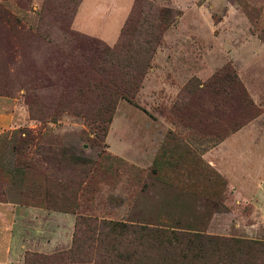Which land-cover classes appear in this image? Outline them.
I'll use <instances>...</instances> for the list:
<instances>
[{"label": "rangeland", "instance_id": "rangeland-1", "mask_svg": "<svg viewBox=\"0 0 264 264\" xmlns=\"http://www.w3.org/2000/svg\"><path fill=\"white\" fill-rule=\"evenodd\" d=\"M96 2L74 27L112 35L123 4ZM76 3L0 0V264H96L89 220L264 243V0H132L112 45Z\"/></svg>", "mask_w": 264, "mask_h": 264}, {"label": "trees", "instance_id": "trees-1", "mask_svg": "<svg viewBox=\"0 0 264 264\" xmlns=\"http://www.w3.org/2000/svg\"><path fill=\"white\" fill-rule=\"evenodd\" d=\"M80 1L77 0L73 15ZM1 13L0 19L2 18L5 24L18 23L5 10L2 9ZM110 50L108 49L111 54L113 48ZM229 79L235 93L242 96L243 90L234 80L235 76H230ZM135 88L126 87L121 91L120 96L126 102L131 103L136 92ZM241 100L242 98L239 101ZM242 124L231 123L227 128L229 130L223 131V137L219 138L220 141L229 133L235 132ZM22 133L25 134L26 131ZM69 155V158L74 161H82ZM88 163L82 161L80 166ZM88 223L93 230L97 231L93 237L97 245L95 244L90 251L94 255L96 264H256L255 255L264 256V243L144 225L96 220H89ZM82 250L81 245L74 242L73 247L65 252L49 256L26 255L24 264H44L45 262L61 264L64 260L80 255ZM261 258L264 263V257Z\"/></svg>", "mask_w": 264, "mask_h": 264}, {"label": "crops", "instance_id": "crops-1", "mask_svg": "<svg viewBox=\"0 0 264 264\" xmlns=\"http://www.w3.org/2000/svg\"><path fill=\"white\" fill-rule=\"evenodd\" d=\"M83 1L84 0H81L80 2H79V4H78V6H77V8H76V11H75V13H74V15H73V18H72V20H71V26H72V28L75 30V31H77V32H80V33H82V34H85V35H88V36H91V37H94V38H97V39H99L101 42H103V43H105V44H107V45H112L114 42H115V40H116V38H117V35H118V32H119V30H120V28H121V26H122V24H123V21L125 20V18H126V16H127V12L129 11V8H130V6H131V2H132V0H115V3L114 4H111L110 6L114 9L115 7L117 8L118 6H120V3H122L123 4V7H122V9H121V11H122V14L120 15V17L118 18V20H117V24L114 26V31L112 32V35H109L108 33H100V34H98V33H96V32H94V31H92L93 30V27H92V29H87V30H85V31H83V30H81L80 28L79 29H76L75 27H74V23H75V20H76V18L78 17V15H79V13H80V10H81V7H82V4H83ZM99 1L100 0H97V2H96V5H95V8L93 9V11H95V13H96V16L98 15V13H101V12H103L104 13V11L106 10V7H103V6H101L100 4H98L99 3ZM103 3V2H102ZM102 9V11H100ZM100 16V15H99ZM112 19V17H110V18H108L107 20L109 21V20H111ZM107 21V23L108 24H110L109 22ZM264 114V113H263ZM262 114V115H263ZM238 132H235V133H233L231 136H229V137H227V138H225V139H223L222 141H220V142H218L216 145H214L212 148H211V150H209V152H208V154H210V153H212V151L213 150H215L216 148H218V147H220V146H222V144H224V142H226L228 139H230V138H232V136H234L235 134H237ZM247 169H248V171L250 170V168L251 167H246ZM247 169H245V172H244V177L246 178L247 177V175H248V173L246 172L247 171ZM247 174V175H246ZM221 175V174H220ZM222 176H224V175H222ZM243 175H241V177H242ZM225 177V176H224ZM226 178V177H225ZM226 180H227V178H226ZM227 182H228V180H227ZM257 187H260V188H262L261 186H262V183H261V181H260V177L256 180V184H255ZM228 186H229V188H230V190H231V196H232V199H235L236 201H238V202H240V201H242L243 202V200H248V199H250V198H252V197H259V196H257V194H244V193H242V192H240V189H239V187L236 185V184H230L229 182H228ZM242 193V194H241ZM2 205V204H1Z\"/></svg>", "mask_w": 264, "mask_h": 264}]
</instances>
